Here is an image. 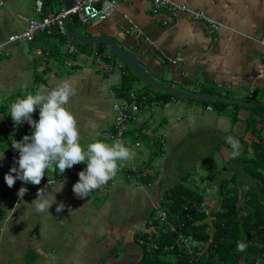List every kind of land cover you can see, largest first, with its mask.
Masks as SVG:
<instances>
[{
  "label": "crops",
  "instance_id": "crops-1",
  "mask_svg": "<svg viewBox=\"0 0 264 264\" xmlns=\"http://www.w3.org/2000/svg\"><path fill=\"white\" fill-rule=\"evenodd\" d=\"M175 1L185 4L190 13L173 15L169 9L155 13L151 0H117L113 17L92 21L84 29L78 25L77 29L87 35L113 37L161 82L264 105V47L260 43L264 39V0ZM200 10L219 24L217 31L212 32L207 22L192 16ZM40 16L37 0H7L0 5V44L22 32L28 19ZM126 17L142 32L126 33ZM60 36L39 32L28 45L6 44L0 55V264H140L149 257L160 226L154 216L155 205L161 206L166 193L185 177L184 173H173V158L198 155L192 142L195 136H203L208 144L201 148L204 156L220 153L223 159L219 163L215 156L213 165L208 163V176H204L216 192L221 184L219 176L235 172L224 166L229 168L236 158L235 167L243 170L245 159L261 149L264 112L256 105L221 101L215 105L207 100L166 96L140 87L137 81H142L135 79L132 89L148 92L155 104L153 110L145 108L136 121L126 124L122 142L132 155L118 162L114 178L80 198L73 186L79 180L81 163L72 167L78 171L72 183L62 180L47 186L17 179L9 187L5 176L12 167H19V152L12 143L34 132L27 121L14 123L10 106L41 85L49 90L64 81L72 85L75 95L67 107L78 120L80 143L85 149L97 140L113 143L106 138V133L115 131L111 129L116 118L113 104L126 99L116 93L123 78L121 69L107 76L84 56H74L75 64L67 66L66 41ZM97 44L80 45V49L90 54ZM40 48L50 50V54L36 55ZM252 84L256 86L254 96L249 92ZM35 116L33 113V119ZM134 132H139V137L135 138ZM229 136L239 141L236 156L226 142ZM159 138L165 145L159 144ZM134 165L140 171L151 169V175L134 178ZM46 175L52 176L54 171ZM22 187L28 191L20 197ZM41 188L50 193L49 200L55 195L56 204L38 213L32 202ZM61 203L65 207L57 212Z\"/></svg>",
  "mask_w": 264,
  "mask_h": 264
},
{
  "label": "trees",
  "instance_id": "trees-1",
  "mask_svg": "<svg viewBox=\"0 0 264 264\" xmlns=\"http://www.w3.org/2000/svg\"><path fill=\"white\" fill-rule=\"evenodd\" d=\"M42 2L43 15L58 12L64 5V0H42ZM74 19L79 23L77 18ZM53 34L61 35L57 30ZM60 37L64 41L67 40L66 36ZM97 45L99 51L107 48L104 43ZM111 53L117 57L112 51ZM118 60L123 62L120 58ZM123 64L126 72L116 93L120 97L129 99L133 83L139 78L129 65L124 62ZM143 94L148 97V101H154L148 92ZM260 111L264 112V108ZM251 130H254L253 124ZM158 142L162 146L160 138ZM214 158V155L205 158L208 161L206 164L213 165ZM235 159L229 168L224 166L225 170L235 172L227 176H219L221 184L214 192L215 201L210 199L205 188L196 185L194 173L187 174L188 177L166 193L161 207L167 210L169 220L176 228L181 223L184 226L181 230L170 231L156 219V224L160 226H157L158 231L154 234L153 242L157 243L159 248L150 249L149 257L146 256L140 264H189V255L176 244L180 232L195 241L194 258L198 264H264V141L261 149L254 156L245 159L243 170L235 167L237 166ZM86 167L87 165L83 164L82 171ZM187 181L196 187L188 185ZM240 242L247 245L243 252L237 251ZM166 245H173L174 248L167 250Z\"/></svg>",
  "mask_w": 264,
  "mask_h": 264
},
{
  "label": "clouds",
  "instance_id": "clouds-1",
  "mask_svg": "<svg viewBox=\"0 0 264 264\" xmlns=\"http://www.w3.org/2000/svg\"><path fill=\"white\" fill-rule=\"evenodd\" d=\"M75 95L72 85L64 81L49 90L45 86L38 87L35 93L18 98L10 106V116L16 125L27 121L34 132L22 140H14L12 147L19 152L16 163L6 174L5 181L12 187L16 180L39 185L47 171L59 170L63 174L74 165L84 163L85 170L79 173V180L73 186L74 193L80 198L88 195L114 178L119 170V163L132 155L131 150L119 139L109 144L97 140L85 149L80 143V130L75 114L67 107L70 97ZM39 108V120L33 119V113ZM226 142L233 149V156L239 154L240 144L234 137H227ZM15 173L16 175H13ZM27 188H20L18 195L23 197ZM45 189L37 192L35 205L38 213L49 211L56 204L55 195L51 200ZM65 205L59 204L57 212L63 211ZM247 245L238 243L237 251L243 252Z\"/></svg>",
  "mask_w": 264,
  "mask_h": 264
},
{
  "label": "built area",
  "instance_id": "built-area-1",
  "mask_svg": "<svg viewBox=\"0 0 264 264\" xmlns=\"http://www.w3.org/2000/svg\"><path fill=\"white\" fill-rule=\"evenodd\" d=\"M7 0H0V5L4 4ZM152 8L155 13L159 12L161 9H169L173 15L178 14H185L190 13L189 8L182 3L176 2L175 0H151ZM117 0H74L73 7L71 9V13L73 17H76L78 22L82 24H88L95 20L105 21L111 17H113L117 11ZM37 11L38 13L43 14V2L42 0H37ZM67 11L65 10L64 5L62 6L61 10L58 12H52L47 15H43L42 18H34L28 19L27 26L22 32H16L10 35L4 43L0 44V55L4 52V46L6 44H20V45H28L34 40V37L37 33L43 32L47 35H53L55 30L58 31L59 34L66 36V29H65V16ZM192 16L196 19L204 20L210 26L212 32H215L219 29V24L209 18L207 14L200 10L191 13ZM123 29L126 33L133 31L135 33H141L142 30L138 27L135 22L126 17V25L123 26ZM150 44L153 42L150 40L149 37L146 38ZM260 43L264 47V39L260 40ZM35 54L38 56L47 57L50 54V50L48 49H38L35 51ZM65 54L67 55L65 59V64L67 66H72L75 64L74 56H84L90 60L92 64L98 67L105 75L109 76L113 71L117 68L121 69V73L125 74L126 70L124 69L125 65L120 60H115L113 55L105 52L94 50L92 53L87 54L81 51L80 44L70 40L67 37L66 40V51ZM173 63H176L175 60H172ZM249 92L251 96H254L256 93V86L252 84L249 87ZM130 98L124 99L123 101H115L113 109L115 112V120L111 124V129L115 131H110L106 133V138L110 141H115L119 139L123 141L125 131H126V124L130 123L131 121H136L140 115V113L145 109H152L155 102L148 101V97L140 93L135 89L130 90ZM148 102V103H147ZM147 103V105H145ZM147 107H145V106ZM211 109V107H209ZM35 113V119L39 120V108H37ZM134 137H139V132H134ZM162 145H165L164 141L161 140ZM139 143H137L138 145ZM134 173V178H141V177H148L151 175L149 170L140 171L138 170L137 165H134L132 169ZM78 171L74 168L67 169L63 174L59 173L58 169L54 170V175L47 176L45 174L44 178L42 179L41 183L43 185H53L56 181L67 180L69 182H74V177L77 175ZM149 184V183H145ZM156 210V217L160 223L164 224L166 229L170 231L181 230L184 226L183 223L176 228L175 224L169 220V215L166 209L162 207H158ZM144 241L141 240V244ZM177 246L183 250L185 254L189 255V264H198L194 258V252L196 248L195 241L187 236L179 233V237L176 242ZM152 249H158L159 245L157 243H153L151 245ZM173 245H166L165 249L170 250L173 249Z\"/></svg>",
  "mask_w": 264,
  "mask_h": 264
},
{
  "label": "water",
  "instance_id": "water-1",
  "mask_svg": "<svg viewBox=\"0 0 264 264\" xmlns=\"http://www.w3.org/2000/svg\"><path fill=\"white\" fill-rule=\"evenodd\" d=\"M74 0H64V7L67 11V14L64 18L65 20V29L67 37L80 44V45H95L97 43H104L107 48H109L118 58L123 60V62L130 66V68L134 71L137 77L142 81V83L151 89L159 90L175 97L186 98V99H200L207 101H221L232 104H242V105H256L264 108V105L247 102V101H238L235 99H230L227 97H222L213 93H204L197 91H189L185 89H179L172 85H169L165 82H161L156 79L149 71H147L144 66L140 63L139 58L129 49L124 48L121 44H119L113 37L109 35H87L80 33L78 31V23L76 19H74L71 9L73 7Z\"/></svg>",
  "mask_w": 264,
  "mask_h": 264
},
{
  "label": "rangeland",
  "instance_id": "rangeland-1",
  "mask_svg": "<svg viewBox=\"0 0 264 264\" xmlns=\"http://www.w3.org/2000/svg\"><path fill=\"white\" fill-rule=\"evenodd\" d=\"M35 3H36V0H33ZM34 17H36V16H34ZM39 18H42L41 16L39 17ZM76 18V17H75ZM90 24H92V23H88V24H82V23H78V25H79V28L80 29H84V27L85 26H87V25H90ZM95 50H97V49H95ZM106 50V49H105ZM94 51V50H93ZM107 52H111L110 51V49L109 48H107V50H106ZM113 55V54H112ZM116 60H118V58L117 57H114ZM122 74V73H121ZM123 75V74H122ZM137 83H139L140 84V87H145L146 89H149L148 88V86H144L143 84H141V82H139V81H137ZM205 101V100H204ZM205 102H207V101H205ZM208 102H211V101H208ZM115 103V102H114ZM211 103H213V104H218L219 102H211ZM113 106H114V104H113ZM261 127H263V125H261ZM262 133H263V130H262ZM134 135V134H133ZM206 140H205V138L203 137V136H201V135H197V136H195L194 137V141L192 142V144L194 145V147H195V152H196V154H198V155H195V156H193V154L194 153H192L191 154V157L192 158H182V159H178V158H173V161H172V163H173V165H174V171H173V173H175V174H182V173H184V175H185V177H188L187 176V174H189V172H195L196 171V173L197 174H194V177L196 178V179H194L195 180V183H196V185H199L201 188H205L204 190H207V192H208V194H209V197H211L210 199L211 200H213V201H215L216 199V194L214 193V190L212 189L213 188V186L212 187H210V182L208 181V180H206V178L204 177V178H202V176H208V172L210 171V169H208L207 168V166H208V164L206 165V162H208L207 160H205V158H207V155L206 156H204V153H202V151H201V148L202 147H207V145H206ZM188 155H190V154H188ZM216 161L217 162H222L223 161V159L221 158V155H220V153H216ZM205 157V158H204ZM202 158V160L200 161V159ZM175 162V163H174ZM216 168V167H215ZM150 172H152L151 171V169H150ZM215 173V172H214ZM184 177V178H185ZM173 179L172 180H175V178H177L176 177V175H173V177H172ZM183 178V179H184ZM190 180V179H189ZM188 180V181H189ZM188 181H187V184L188 185H193L191 182H189L188 183ZM152 184V183H151ZM192 187H196V186H192ZM213 192V193H212ZM158 207H161L160 205H155V209L156 208H158ZM155 218L157 219V217H156V210H155ZM144 241V243H145V240H143ZM143 243V244H144ZM153 243H155V242H152L151 244H150V248L152 249V247H151V245L153 244ZM172 260L173 261H175V259L174 258H172Z\"/></svg>",
  "mask_w": 264,
  "mask_h": 264
}]
</instances>
